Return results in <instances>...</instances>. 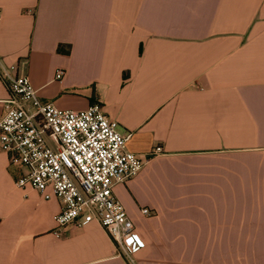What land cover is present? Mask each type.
<instances>
[{"label":"crops","instance_id":"0c3cea01","mask_svg":"<svg viewBox=\"0 0 264 264\" xmlns=\"http://www.w3.org/2000/svg\"><path fill=\"white\" fill-rule=\"evenodd\" d=\"M0 16V65L59 108L100 101L145 160L114 188L131 261L97 221L55 235L60 200L19 187L0 150V264H264L248 247L264 244V0H0ZM8 94L0 80V116Z\"/></svg>","mask_w":264,"mask_h":264},{"label":"built area","instance_id":"2783aa9c","mask_svg":"<svg viewBox=\"0 0 264 264\" xmlns=\"http://www.w3.org/2000/svg\"><path fill=\"white\" fill-rule=\"evenodd\" d=\"M64 73L57 68L55 79L61 80ZM0 80L9 92L1 100L0 150L21 170L16 184L60 200L55 235L70 225L97 221L133 261L142 243L114 188L135 175L145 160L126 148L127 134L120 131L119 121L98 100L82 109L59 108L41 100L29 75L16 65L1 64ZM141 210L154 213L149 207Z\"/></svg>","mask_w":264,"mask_h":264},{"label":"rangeland","instance_id":"374dc122","mask_svg":"<svg viewBox=\"0 0 264 264\" xmlns=\"http://www.w3.org/2000/svg\"><path fill=\"white\" fill-rule=\"evenodd\" d=\"M248 247L250 248H259L262 247V250H264V244H248ZM263 257H264V252H263Z\"/></svg>","mask_w":264,"mask_h":264},{"label":"trees","instance_id":"16d2710c","mask_svg":"<svg viewBox=\"0 0 264 264\" xmlns=\"http://www.w3.org/2000/svg\"><path fill=\"white\" fill-rule=\"evenodd\" d=\"M59 50H60V51H64L65 53H68V52H69V50H63V49H61V48H59Z\"/></svg>","mask_w":264,"mask_h":264}]
</instances>
